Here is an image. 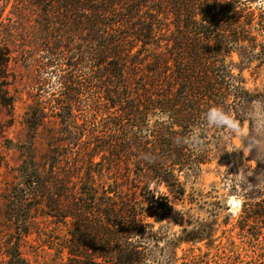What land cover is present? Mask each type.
Masks as SVG:
<instances>
[{"label":"trees","instance_id":"obj_1","mask_svg":"<svg viewBox=\"0 0 264 264\" xmlns=\"http://www.w3.org/2000/svg\"><path fill=\"white\" fill-rule=\"evenodd\" d=\"M250 1L14 3L17 19L1 20L0 103L8 111L14 109V96L6 87L13 51L32 59L31 69L40 74L55 66L51 72L57 71L59 94L45 93L48 81L38 79L35 102L25 119L27 137L19 143L29 164L22 165V183L7 194L15 229L11 230L16 231L4 249L8 263L24 264L22 241L31 231L33 206L42 203L45 213L68 225L65 239L47 241L50 247L67 249L66 264L144 263L145 241L153 227L146 212L154 208L167 214L174 209L170 195L161 191L160 185L183 193L176 170L207 160V149L196 154L189 146L177 145L176 138L199 124L208 107L225 102L229 75L225 60L234 50L255 54L261 47L249 57L250 62L264 53V35L259 40L254 32L264 30V5L254 8ZM8 36H13L12 43ZM76 69L85 80L74 73ZM85 90L94 95L82 97ZM80 104L86 105L82 130L89 125L88 140L81 138L85 131L78 127L82 124L71 120L74 106ZM103 113L108 115L99 129L93 120ZM157 115L151 123L150 117ZM49 116L55 123L60 118L62 140H73L81 149L93 145L107 150L115 161L133 163V186L139 194L123 189L118 182L108 187L87 182L77 189V184L64 185L55 174V165L41 167L35 157V142L39 127ZM253 210L264 216V199Z\"/></svg>","mask_w":264,"mask_h":264},{"label":"rangeland","instance_id":"obj_2","mask_svg":"<svg viewBox=\"0 0 264 264\" xmlns=\"http://www.w3.org/2000/svg\"><path fill=\"white\" fill-rule=\"evenodd\" d=\"M16 1L0 0V28L2 19L6 23L9 22L7 17L17 19L13 12ZM249 4L257 8L260 4L264 5V0H251ZM254 32L258 33L259 40L263 38L264 30ZM8 37L12 43L13 36ZM260 49L257 48L255 52L258 53ZM252 53L238 48L225 60L229 75L224 87L225 102H221L220 106L238 116L243 115L251 102L264 100V53L258 56L261 58L256 56L250 62L249 57L256 54ZM31 62L33 60L23 54L12 52L8 69L9 84L6 87L14 96V109L8 111L0 103V127L3 130L0 133V264H10L4 249H8L11 235L16 231L11 230L15 229L8 213L7 194L13 186L22 183V165L29 164L25 162L19 143L27 137L25 119L30 105L35 102L38 79H47L45 93L59 94L57 71L51 72L55 66L40 74L37 69H31ZM74 73L79 75L82 72L76 69ZM79 78L85 80L84 75H79ZM245 91L247 94H244ZM93 95L85 90L82 97L90 99ZM73 112L75 115L71 120L76 119L81 125L82 118L87 115L86 105H75ZM107 115L103 113L93 120L99 129L103 128ZM156 118L159 116L150 117V122ZM59 119L55 123L49 116L39 127L35 157L41 167L55 165V174L61 177L64 185L73 187L77 184V189L87 182L100 187L118 182L123 189L137 190L139 194L140 190L133 186L136 175L133 163L127 165L126 161H115V158L109 157L107 150L94 149L93 145L81 149L73 140H62L58 131L61 126ZM199 124L204 127L201 121ZM83 125L78 130L89 133V125L82 130ZM243 126L249 127L248 122L244 121ZM85 133L81 134V138L88 140L89 134ZM224 136V130L205 128L202 139L203 149L208 151L207 160L200 165L176 170L184 192L179 194L165 184L159 187L170 195L174 209L167 214L154 208L146 212V219L153 223L146 240L167 255L168 264H264V216L253 210L257 202L264 199V182L257 183L256 179L264 172V161L252 160L254 151L243 152L238 137H232L229 142L225 141ZM194 151L196 154L202 152ZM245 165L253 169V175L248 177L251 187L236 180L238 173L243 174ZM44 204L33 206L31 231L21 246L26 259L24 264H66L67 249L57 245L50 247L47 241L50 238L56 241L65 239L69 235L68 225L45 213ZM148 256L149 249L145 243L143 264H148Z\"/></svg>","mask_w":264,"mask_h":264},{"label":"clouds","instance_id":"obj_3","mask_svg":"<svg viewBox=\"0 0 264 264\" xmlns=\"http://www.w3.org/2000/svg\"><path fill=\"white\" fill-rule=\"evenodd\" d=\"M244 121L248 122L249 127L243 126ZM201 123L203 128L200 124H194L190 132L187 135L177 137L175 143L189 146L196 151H202L204 146L202 137L205 128L224 130L225 141L230 142L232 137H238L242 142L243 147L241 149L243 152L252 153L254 151L252 160L264 161V100L257 99L251 102L242 116L234 114L223 106H210L202 113ZM144 158L150 163L152 162L151 158L147 156ZM243 169V174L238 173L236 180L251 187L252 183L249 182L248 177L253 175V169L250 170L246 165ZM256 179L257 183L264 182V172H261ZM145 243L149 249L148 264H168V257L164 252L154 248L147 240Z\"/></svg>","mask_w":264,"mask_h":264}]
</instances>
